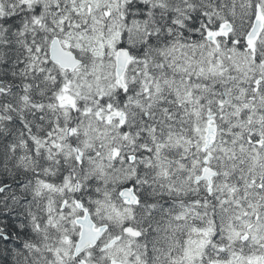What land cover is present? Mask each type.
Here are the masks:
<instances>
[{"label": "snow or ice", "instance_id": "snow-or-ice-1", "mask_svg": "<svg viewBox=\"0 0 264 264\" xmlns=\"http://www.w3.org/2000/svg\"><path fill=\"white\" fill-rule=\"evenodd\" d=\"M0 264H264V0H0Z\"/></svg>", "mask_w": 264, "mask_h": 264}]
</instances>
